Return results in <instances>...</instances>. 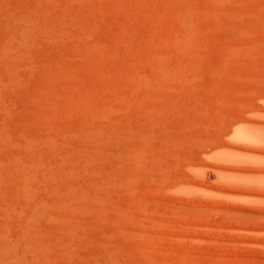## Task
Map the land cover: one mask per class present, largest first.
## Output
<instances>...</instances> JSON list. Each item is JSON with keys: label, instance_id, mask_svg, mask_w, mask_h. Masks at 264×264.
Here are the masks:
<instances>
[{"label": "rangeland", "instance_id": "1", "mask_svg": "<svg viewBox=\"0 0 264 264\" xmlns=\"http://www.w3.org/2000/svg\"><path fill=\"white\" fill-rule=\"evenodd\" d=\"M32 1L0 0V264H264V231L221 225L264 227L263 203L180 189L199 146L264 92V0H49L64 32L12 61L5 19ZM196 198L222 204L221 226L189 224Z\"/></svg>", "mask_w": 264, "mask_h": 264}, {"label": "bare ground", "instance_id": "2", "mask_svg": "<svg viewBox=\"0 0 264 264\" xmlns=\"http://www.w3.org/2000/svg\"><path fill=\"white\" fill-rule=\"evenodd\" d=\"M48 1L49 0H34L32 2H28L22 8H20V10L11 11L12 14L9 15L7 17V19H5V35H4V39L1 43V52L3 53V55L6 58H8V56H9L10 60L15 61V60L20 59L22 56L27 55L29 53V46L31 45V43L33 42L35 37H37L40 34L50 35V34L55 33L54 35H59V34H62L64 32V29H63L64 26L61 22H57L55 19L50 20V19L44 17V12L46 9L45 4ZM60 1H59V3H60ZM84 1H87V0H84ZM58 4L56 3V5H58ZM43 5H44V7H43ZM0 8H1V3H0ZM16 9H18V8H16ZM185 17H186V13H185V9H183L181 11V18L184 19ZM8 40H10L9 43L11 44V47H8L9 46ZM14 69H16V67H14L13 63H10L7 66V69L5 71L7 72L9 78L13 77ZM176 71H177V69L175 67L174 72H170V75L171 74L176 75V74H174V73H176ZM173 75H172V77H173ZM236 111H237V114L235 116L231 117L227 121V123L225 122V126H223L224 123L222 124L223 128L221 129L220 133H217V134H219V136L216 135L218 137H216V138L213 137V139H215V140H208L207 145L204 144V146H201V147L199 146L198 150H196V152L193 154V155L198 154L196 158H199V159H196L194 157L193 158L190 157L191 159L188 162L185 160L187 162V165L185 164V167L187 166V168H185V169H187L188 172H190V173L192 172L193 174H195L194 176L197 175L198 177H196V178H199V179H194L192 177L193 174L191 173L192 178H188V179L184 178L185 180H187V181H185V183H187V184H186V186H181L185 183L179 184L181 186L180 189H181V191L183 190V191L187 192L190 196H191V194L193 196H200V194L203 196V194L206 193V195L211 194V196L213 195V197L219 196V197H225V198L227 197V198H232V199L241 198V200H244V201L245 200L246 201H253V202L256 201V202H260V203L264 204V92L263 91H256V92H252L251 94L249 93L248 96H246L245 100L237 105ZM254 116H259V117H254ZM222 120H224V119H222ZM195 149H196V147H195ZM200 154L204 158L202 156L200 158L199 157ZM207 159H209L210 162L207 163V161H206ZM208 165L216 173V175L218 176V179L221 182H226L225 184L228 183V186L223 185L224 183L223 184H214L212 182H209L210 180H207L209 178L210 173L206 171L207 168H205V167ZM188 172H187V174H188ZM185 175H186V172H185ZM53 178H55V177H53ZM180 181L183 182V179ZM180 181H178L177 183H179ZM177 183H174V184L171 183V184L178 187L179 185H177ZM173 188L174 187H172V190H173ZM69 194L70 193H68V195H66V196L68 197ZM205 196H203V197H205ZM211 196L208 195V197H210V198H211ZM57 197H59V196L57 195ZM186 201H188V199ZM220 201H221V199H220ZM55 202H57V201H55ZM184 203H185V201H184ZM212 203L213 204H210V203H208V201L207 202L201 201L200 199L196 198L195 200L190 202L191 206H189V205H188L189 207L185 206L184 210L186 207H188V208H190V212H192V214H193V216L190 215L191 218L189 219V224L192 223L193 220H195V222H200V223H202L203 220H206V224H204V225H205V227L207 226L206 228L209 231L214 230L212 227H214L218 222H219V224H218L219 226H221L223 224L222 227L224 228V230H228L231 232L235 231L237 229L251 230L254 232L264 231L263 225H258V224L256 226H251V227H249L247 225H245L244 227H241V223H243L244 217L242 218L243 220H241L240 216L239 217L230 216L233 218L232 219L230 218L229 221H227V222H226V218H223L225 220V224L221 223V225H220V221H218V220H217L218 222L216 223L215 222L216 220L214 218L212 219L211 216L209 217V214L212 211H215V212L220 211L223 206L222 207L218 206L219 204L222 205L221 203H217V202L216 203L212 202ZM180 204H182V203H180ZM172 206L174 208H176L174 205H171V207ZM52 207H53V205H52ZM57 207H59V206H57ZM60 207H62V206H60ZM158 207H159V205H158ZM227 207H228V205H227ZM174 208H172V209L174 210ZM228 209H226V207H225V211H228V213H230L231 209H233V207H231L230 210H228ZM169 210H171V208ZM179 210H180V208H179ZM204 211H206V212L203 215L201 212H204ZM221 211L224 212V209H222ZM244 211L246 213L245 209H244ZM37 212H38V210H37ZM236 212L237 211H235V213L231 212V215H233V214L237 215ZM249 212L251 214V210H249ZM180 213L181 212H179V214ZM238 213L241 214V212H238ZM259 216L264 218V213L259 214ZM161 217H163V216H161ZM193 218H195V219H193ZM235 218H238L241 221H238ZM211 219H212V221H211ZM246 219H248V218H246ZM253 220H254V218H253ZM175 222H177V221H175ZM204 222L205 221H203V223ZM210 222H214V224L210 223ZM203 223L201 224L202 226H203ZM193 225H195V224H193ZM202 226H199V228H201ZM206 228H205V230H206ZM194 230H196V229H194ZM199 231H201V230H199ZM202 231H203V229H202ZM196 232H193V233H196ZM203 232L202 233L198 232V233L193 235V238L191 236V238L196 242L203 241L204 237H205ZM178 236H180V235H178ZM231 239H233V238H231ZM7 248H9V246ZM0 249H1V247H0ZM194 249H196V248H194ZM4 250H6V249H4ZM10 250H9V252H10ZM1 260H3V259H1Z\"/></svg>", "mask_w": 264, "mask_h": 264}]
</instances>
